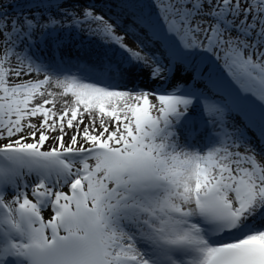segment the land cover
Instances as JSON below:
<instances>
[{
    "label": "snow or ice",
    "instance_id": "1",
    "mask_svg": "<svg viewBox=\"0 0 264 264\" xmlns=\"http://www.w3.org/2000/svg\"><path fill=\"white\" fill-rule=\"evenodd\" d=\"M95 7L0 6V264H264V0Z\"/></svg>",
    "mask_w": 264,
    "mask_h": 264
},
{
    "label": "bare ground",
    "instance_id": "2",
    "mask_svg": "<svg viewBox=\"0 0 264 264\" xmlns=\"http://www.w3.org/2000/svg\"><path fill=\"white\" fill-rule=\"evenodd\" d=\"M79 1H82V0H79ZM92 1V0H91ZM109 1V0H108ZM115 0H111L109 1V3H107L108 5H106L108 8L112 9L111 6H113L116 10V14L117 16L121 19L122 23H123V28H131L132 31L129 33L133 38L135 37H138L139 40H142L143 43H144V46H145V50L146 51H152V50H156V51H159V45L158 44H155L150 38L149 36L147 35V33H145L144 30L142 29H137L136 26L133 24V20H130L127 15H124V14H121V11H119L118 9V3L114 2ZM102 2V1H101ZM105 2V1H104ZM106 3V2H105ZM115 16V17H117ZM117 33L118 34H123L121 32H119L117 30ZM60 36L61 37H64V34L61 32L60 33ZM78 41V40H77ZM76 40H70L68 41V44L67 46L62 50V54H68L69 56H75L77 55V51L76 49L79 48V47H83L85 49H96L98 47L97 45V42L95 40H92L91 42L89 41H79L77 42ZM125 41L127 42L126 44H128L130 46V40L125 37ZM49 55H50V51H49ZM33 79H42L43 78V75L40 74L39 76H37L36 74H33L32 76ZM136 84H139L140 87H148L150 86L149 82L147 81V78H146V74L142 77H140L139 79H136L134 81ZM131 86V83L129 84V87ZM49 87H51V85H49ZM53 91H60L59 89H53ZM58 102H57V110H60L61 109V105H62V101H61V98H57ZM236 119V122L239 124L241 123V120H240V117L239 116H236L235 117ZM33 122L35 123H39L38 119H33ZM85 122L87 123V117H85ZM71 134H73L71 131L69 132V137L71 136ZM58 135V134H56ZM251 138H252V135H249ZM255 136V135H254ZM256 138V137H255ZM67 139L65 140V142L67 143ZM27 142H31V140L29 139ZM81 143H83V141L81 140L80 141ZM52 144L51 142L47 143L45 145V147H51ZM63 191L65 192H68V188L65 187L64 189H62ZM7 198H10V197H6ZM31 198V197H30ZM44 216H45V219L47 218H50L51 216V211L50 210H47L44 212Z\"/></svg>",
    "mask_w": 264,
    "mask_h": 264
},
{
    "label": "rangeland",
    "instance_id": "3",
    "mask_svg": "<svg viewBox=\"0 0 264 264\" xmlns=\"http://www.w3.org/2000/svg\"><path fill=\"white\" fill-rule=\"evenodd\" d=\"M109 1H111V0H109ZM109 1L108 0H92V1L91 0H82V1H79V2L81 4V6H84V5H87V4H95L96 5V7L94 8V11L95 12H97V13H103V14H106V15H112V16L115 17V16H117L115 8L113 6H111L112 9H110V8H108L106 6V5H108L107 3H109ZM114 2H116V3L119 4L120 3V0H115ZM2 6H4V7L7 8V11L9 12V14H12L13 13V11H12V10H14L13 8L12 9L11 8H8L7 5H2ZM118 9H119V11H121V9L119 7H118ZM18 10H19V8H18ZM127 17L130 20H133V18L131 16H127ZM117 30L119 32L123 33L125 35V37H127L130 40V47H132L134 50H139L138 49V42H137V40L135 38H133L129 33L128 34H125L124 28H118ZM62 33L64 34V37L66 38V34L64 32H62ZM70 40H76V41L78 40L77 42H79V41H82V42L89 41L83 35H77L75 32L72 33V38H70ZM125 43H127V42L125 41ZM152 51H156V50H152ZM56 134L59 135V132H57ZM249 135H252V138L251 139L253 140L254 143H257V139L255 138V136L251 132H249ZM6 142H7L6 140H0V143H6ZM257 146H259V145L257 144Z\"/></svg>",
    "mask_w": 264,
    "mask_h": 264
},
{
    "label": "trees",
    "instance_id": "4",
    "mask_svg": "<svg viewBox=\"0 0 264 264\" xmlns=\"http://www.w3.org/2000/svg\"><path fill=\"white\" fill-rule=\"evenodd\" d=\"M24 3V0H0V6L7 5L8 8H13V12H18L20 10L19 5H22ZM19 10H18V8Z\"/></svg>",
    "mask_w": 264,
    "mask_h": 264
}]
</instances>
